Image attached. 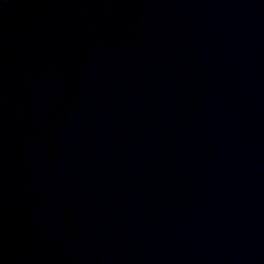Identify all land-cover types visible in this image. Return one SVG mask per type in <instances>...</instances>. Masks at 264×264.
I'll use <instances>...</instances> for the list:
<instances>
[{"label":"water","instance_id":"1","mask_svg":"<svg viewBox=\"0 0 264 264\" xmlns=\"http://www.w3.org/2000/svg\"><path fill=\"white\" fill-rule=\"evenodd\" d=\"M0 264H264V237L157 239L0 232Z\"/></svg>","mask_w":264,"mask_h":264}]
</instances>
